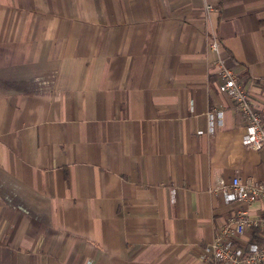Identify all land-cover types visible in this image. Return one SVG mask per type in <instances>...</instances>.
I'll return each instance as SVG.
<instances>
[{"label":"crops","instance_id":"crops-1","mask_svg":"<svg viewBox=\"0 0 264 264\" xmlns=\"http://www.w3.org/2000/svg\"><path fill=\"white\" fill-rule=\"evenodd\" d=\"M208 1L0 0V264H217L228 217L264 215L221 190L264 155L209 48L264 113V0Z\"/></svg>","mask_w":264,"mask_h":264},{"label":"built area","instance_id":"built-area-1","mask_svg":"<svg viewBox=\"0 0 264 264\" xmlns=\"http://www.w3.org/2000/svg\"><path fill=\"white\" fill-rule=\"evenodd\" d=\"M207 11L216 7L205 0ZM209 48L217 54L216 68L218 89L227 94L235 110L244 119L245 132L243 143L259 150L264 155V113L252 99L250 89L246 88L237 74L227 65L221 54V43L213 35ZM214 112L220 115L221 110L211 109L210 125L213 126ZM226 202H243L250 204L256 200H264V178L258 181L242 182L234 176L228 186H221ZM247 229L256 232V239L244 237ZM201 257L207 263L217 264H264V215L249 216L243 210L235 211L228 217L227 222L218 229L212 240L201 250Z\"/></svg>","mask_w":264,"mask_h":264}]
</instances>
